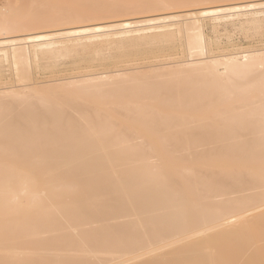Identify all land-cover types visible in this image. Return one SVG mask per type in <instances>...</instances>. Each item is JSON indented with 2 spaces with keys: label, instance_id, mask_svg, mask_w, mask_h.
<instances>
[{
  "label": "bare ground",
  "instance_id": "6f19581e",
  "mask_svg": "<svg viewBox=\"0 0 264 264\" xmlns=\"http://www.w3.org/2000/svg\"><path fill=\"white\" fill-rule=\"evenodd\" d=\"M4 2L0 59L25 82L33 47L51 57L65 39L180 24L189 50L205 55L201 17L264 9L252 0L95 23L108 16L105 0ZM223 57L154 72L157 81L105 71L67 87L70 96L19 82L0 97V264H264V52Z\"/></svg>",
  "mask_w": 264,
  "mask_h": 264
},
{
  "label": "rangeland",
  "instance_id": "374dc122",
  "mask_svg": "<svg viewBox=\"0 0 264 264\" xmlns=\"http://www.w3.org/2000/svg\"><path fill=\"white\" fill-rule=\"evenodd\" d=\"M4 1L5 0H0V9L7 6ZM105 1V6L107 4L108 16L105 19L95 20V23L111 22L126 18L140 19L147 16L163 15L165 13L183 10L186 11L187 9L201 10L207 7L246 3L252 0H194L192 5L187 4L181 8L174 7L173 9L169 8L159 11L145 8L141 9L139 12L123 11L121 5L130 0ZM58 3L59 2H57V4ZM59 4L57 9H60L62 5L61 3ZM52 6V9H56ZM49 8L48 10H50ZM46 9V7L42 8L41 12L44 10L47 11ZM22 12H24L23 8H20L13 14L18 16ZM245 12L239 15L236 14V16L233 17L227 16L229 18L226 16L224 18H215L213 16L200 18L201 20L198 24L201 26L199 29L202 31L201 38L205 55L200 54V49L189 50L187 32L186 30L184 31V29L182 30V25L180 24L156 30H146L141 33L129 32L121 38L107 39L95 37L91 41L83 39L78 42L65 39L57 44L49 46V49L53 50V48H55L54 50H56H53L55 53L52 51L53 54H50L52 55L51 57L46 56L48 54H44L43 52L40 53L42 51H40V49L44 50V48L30 46V49L32 47L38 49H36L37 53L34 52V49L33 51L31 50L32 53L30 54L31 56H29L30 59H28L30 61H28L30 81L26 80L25 82L17 80V75H15L16 72L13 70L10 60L5 58L0 59V91H3V93L0 92V97L9 99V97H12L11 90L21 91L24 89L23 86L25 83L27 84L28 82H31L37 88L33 93H29L32 91H26V93L35 94L38 92V94H44L48 89L60 87L56 92L61 93V95L66 94L70 96L73 89H71L69 93V88L77 86L76 83H79L78 81L86 80L87 78L90 79L91 76H99L105 71L106 73L104 74L108 72L110 75V72L111 74H115L118 70L124 73L127 72L128 75H136L137 77L144 75L148 79H151L150 81H157L159 78L154 75V72L162 71L165 76L166 74H168L167 76L172 74L177 75L178 70H182V67L185 66L186 63L188 64L191 62L192 59L196 60L207 56H217L218 58L221 57L220 59H224L223 55L239 50L264 52V9L256 14L253 11L252 13L251 11ZM52 29V27L42 28L44 31ZM199 29H196L198 31L195 32H199ZM166 31H171V34L165 37H157V34ZM22 33L24 32L19 31L16 34L19 35ZM137 34L144 36V40L140 42L135 40L134 37L137 36ZM190 52H192L193 56L190 55ZM182 64L184 65L181 66ZM190 66L191 65L188 64L187 67ZM219 68L222 72L224 70V65L220 64ZM18 79H20V76H18ZM121 79L124 80L125 78ZM19 82H22L24 85ZM154 256L148 258L152 263L157 260V257Z\"/></svg>",
  "mask_w": 264,
  "mask_h": 264
}]
</instances>
